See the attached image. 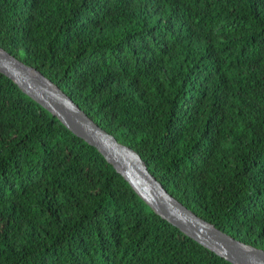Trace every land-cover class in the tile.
<instances>
[{"label":"trees","instance_id":"16d2710c","mask_svg":"<svg viewBox=\"0 0 264 264\" xmlns=\"http://www.w3.org/2000/svg\"><path fill=\"white\" fill-rule=\"evenodd\" d=\"M0 45L264 249V0H0ZM0 264L233 263L0 72Z\"/></svg>","mask_w":264,"mask_h":264},{"label":"water","instance_id":"95a60500","mask_svg":"<svg viewBox=\"0 0 264 264\" xmlns=\"http://www.w3.org/2000/svg\"><path fill=\"white\" fill-rule=\"evenodd\" d=\"M0 72L74 134L95 146L162 218L233 264H264L263 248L235 238L186 206L157 179L137 150L105 130L53 80L1 45Z\"/></svg>","mask_w":264,"mask_h":264}]
</instances>
